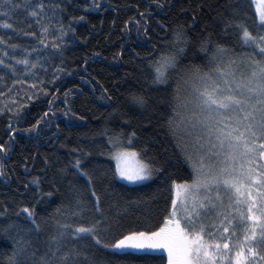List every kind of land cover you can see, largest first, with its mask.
I'll list each match as a JSON object with an SVG mask.
<instances>
[{"label": "snow or ice", "instance_id": "6c2138e0", "mask_svg": "<svg viewBox=\"0 0 264 264\" xmlns=\"http://www.w3.org/2000/svg\"><path fill=\"white\" fill-rule=\"evenodd\" d=\"M151 4L162 9L164 0H151ZM85 7L96 9L102 5L93 0ZM247 7L255 10V34L244 20L247 12L243 0H235L229 6L230 15L221 20L225 35L229 29L237 30L243 44L251 48L240 57L224 45L213 42L210 36L198 34L196 46L207 54L206 62L182 66L181 58L193 43L188 35L191 23L174 25L170 38L167 36L169 29L161 24L166 36L160 48L153 45V50L143 57L153 73L149 83L167 85L173 78L177 80L167 124L174 135L182 132L184 159L191 169L190 180L179 183L171 180V204L162 220L153 222L151 217H145L141 224L122 228L120 220L126 215V208L121 209L115 202L105 207L93 186L92 174L81 159L76 158L72 166L85 179L89 197L83 198L77 190L69 203L55 209L52 231L43 242V248L33 239L42 231L35 205L20 207L14 215L23 216L27 224L9 221L0 225V236L8 239L11 245L0 264H104L97 256L101 250H110L116 255L139 254L151 261L158 260L159 264H264V0H248ZM0 8L6 9L0 13L6 19L21 12L28 28L32 27L28 21L39 26L37 33L14 28L12 23L0 20V28L35 40L31 47L23 48L20 58L7 51L3 53V57L15 61V65H22V71L0 57V66L10 74L8 78L12 82L11 85L5 83L4 88L11 93L12 86L24 82L16 78L18 71L20 75L26 74V78L36 77L38 71L46 72V64L63 56L65 37L70 32L74 34L75 29L71 23L67 28L64 26L63 0L49 3L0 0ZM138 15L144 20L147 35L146 17L150 13L138 11ZM195 19L194 15L192 20ZM69 20L79 22L84 17H69ZM124 23L127 26L129 21ZM135 23L139 31L140 20ZM4 43L6 41L0 37V44ZM8 47L15 52L20 46L9 44ZM32 54L35 57L30 59ZM53 71L48 83H53L57 78L55 73L63 69L56 65ZM4 80L5 76L0 75V81ZM39 82L44 83L43 80ZM32 87L35 88V84ZM40 91L47 94V89ZM4 95L5 91H0V96ZM68 95L66 91L65 104ZM31 98L28 96L29 100ZM132 102L144 108L148 101L141 93L134 94ZM52 103L50 100L49 105ZM22 107L20 104L0 107V115L12 113L7 116L6 128L11 141H15L14 133L18 131L11 121L14 117L19 121L21 113L17 109ZM64 115L71 119L76 113L68 107ZM47 117L48 112H44L23 131L38 137L43 125L49 124ZM101 135H107V130ZM135 137L134 131L128 134L127 146L121 134L108 139L111 145L108 154L115 161L113 175L130 184L152 179L163 172L146 155V148L132 147ZM11 151L10 141L0 142L3 157H9ZM3 175V165H0V176ZM31 184L36 185L35 191L40 193V179L34 177ZM24 187L27 189L28 185ZM41 195L51 196L52 193ZM8 212L9 208L4 206L0 209V217L8 219Z\"/></svg>", "mask_w": 264, "mask_h": 264}, {"label": "trees", "instance_id": "16d2710c", "mask_svg": "<svg viewBox=\"0 0 264 264\" xmlns=\"http://www.w3.org/2000/svg\"><path fill=\"white\" fill-rule=\"evenodd\" d=\"M86 3L87 0H63L66 8L62 14L64 26L67 28L71 23L75 33L70 32L65 37L63 56L46 64V72L38 71L36 77L26 78V74L20 75L18 71L16 78L24 82L12 86V92L8 93L4 84L11 85L10 74L0 66V75L5 76V80L0 81V91H5V95L0 96V107L23 105L17 109L21 113L19 121L15 117L11 121L18 129L14 133L15 141H11L6 132L7 116L12 113L0 115V142L8 140L12 143L9 157L0 154L5 172L0 176V209L4 206L9 208L8 219L0 217V225L9 221L27 224L23 216L16 217L14 213L22 206L35 205L42 231L38 238L33 236V239L41 248L52 231L55 209L69 203L77 190L83 198L89 197L85 179L72 166L76 158H80L85 169L92 174L93 186L102 204L107 207L115 202L121 209L126 208L127 213L120 220L124 229L141 224L145 217H151L153 222L162 220L171 204V180L179 183L191 179V169L184 159L182 132L177 131L174 135L167 124L177 80L173 78L167 85L149 83L153 73L147 67V59H143L153 50V45L160 48L161 40L166 36L161 24L169 29L167 36L170 38L174 25L191 23L188 35L193 43L181 58L182 66L206 62L207 54L196 46L198 34L210 36L213 42L231 49L237 57L251 51L243 44L239 31L229 29L227 35L222 31L221 20L230 15L229 6L235 0H164L162 9L152 5L151 0H106L102 7L96 9L86 8ZM243 3L247 12L244 20L255 34V10L247 7L248 0H243ZM5 10L0 8V13ZM146 10L150 13L146 17L147 35L144 33V20L138 15V11ZM194 15L195 21L192 20ZM79 16L84 20H69V17ZM0 20L12 23L14 28L39 33V26L34 22L28 21L32 27H27L21 12L11 19L0 15ZM126 20L129 21L127 26ZM136 20H140L139 31ZM0 37L6 41L0 44V57L13 65L15 61L3 57V53L7 51L9 55L20 58L23 48L35 43L34 38L11 29L0 28ZM9 44L20 47L13 52ZM34 57L32 54L30 59ZM56 65H60L63 71L55 73L56 80L48 83ZM15 66L22 71V65ZM40 89H47V94ZM66 91L69 93L67 104L64 103ZM141 93L148 101L144 108L132 102V96ZM28 96L32 97L31 100ZM50 100L53 101L51 105ZM68 107L76 113L71 119L64 115ZM44 112H48L46 119L49 124L43 125L42 121L43 130L38 137L23 131ZM81 116L83 120L78 118ZM105 130L107 135H101ZM133 131L136 137L132 147L137 150L146 148V155L163 169L152 179L137 184L127 183L113 175L115 161L108 154L111 147L109 137L121 134L124 146H127L128 134ZM73 149L82 151L74 152ZM85 152L89 155L84 156ZM34 177L40 179V193H36V185L31 184ZM48 192L52 195H41ZM10 247V241L0 236V260L10 252ZM97 256L104 264H159L158 260L151 261L139 254L116 255L110 250H101Z\"/></svg>", "mask_w": 264, "mask_h": 264}, {"label": "rangeland", "instance_id": "374dc122", "mask_svg": "<svg viewBox=\"0 0 264 264\" xmlns=\"http://www.w3.org/2000/svg\"><path fill=\"white\" fill-rule=\"evenodd\" d=\"M87 2H88V4L87 5H91L92 3H93V0H87ZM104 2H106V0H96V3H99L100 5L102 4V3H104ZM115 151H116V149H115ZM114 151V152H115ZM0 165H1V158H0ZM119 177V176H118ZM120 178V177H119ZM121 179V178H120ZM121 180H123V179H121ZM123 181H125V180H123ZM144 181H147V180H144ZM144 181H141V182H139V183H142V182H144ZM125 182H127V181H125ZM128 183V182H127Z\"/></svg>", "mask_w": 264, "mask_h": 264}]
</instances>
